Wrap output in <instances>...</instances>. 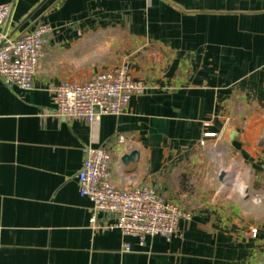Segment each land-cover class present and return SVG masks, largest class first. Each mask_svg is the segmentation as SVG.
I'll list each match as a JSON object with an SVG mask.
<instances>
[{"label":"crops","instance_id":"obj_1","mask_svg":"<svg viewBox=\"0 0 264 264\" xmlns=\"http://www.w3.org/2000/svg\"><path fill=\"white\" fill-rule=\"evenodd\" d=\"M0 3L14 35L40 18L51 27L33 87L0 82V264H264L261 205L253 220L248 198L218 193L213 176L229 152L264 200V0ZM120 64L145 85L120 114H51L49 85ZM85 146L109 151L113 185H154L189 211L169 241L91 225L75 176Z\"/></svg>","mask_w":264,"mask_h":264},{"label":"built area","instance_id":"obj_2","mask_svg":"<svg viewBox=\"0 0 264 264\" xmlns=\"http://www.w3.org/2000/svg\"><path fill=\"white\" fill-rule=\"evenodd\" d=\"M11 13V3H0V82L25 92L33 87L51 27L47 20L40 18L14 35L8 28ZM47 91L54 104L51 114L91 122L100 115L120 114L131 96L144 93L145 85L132 78L128 64H120L94 73L84 82L62 80L51 84ZM123 140L120 135L118 142ZM110 164L107 149L82 148V161L75 176L80 196L91 203V225L118 229L122 235L136 237L140 243L153 236L169 241L177 232L180 220L188 218L189 212L165 199L154 185L134 182L123 187L113 185ZM99 215L111 216L113 221L99 225ZM251 232L255 236L256 229ZM128 247L125 242L123 248Z\"/></svg>","mask_w":264,"mask_h":264},{"label":"rangeland","instance_id":"obj_3","mask_svg":"<svg viewBox=\"0 0 264 264\" xmlns=\"http://www.w3.org/2000/svg\"><path fill=\"white\" fill-rule=\"evenodd\" d=\"M223 151V150H222ZM238 159L236 156H233L231 153L229 152H222L220 155H217L216 160H215V165H216V169H215V173H214V182L216 183V189L218 191V193L223 194V195H245V197L248 198L249 201V210L252 211L254 217L253 220L257 221V214L255 213L257 210V205H261V209L260 213H264V200L261 198V194H255V190L253 188H248L245 189L244 186V191H241L240 189H237L236 186L232 185L231 181H230V175L231 173L237 175L239 177V179L241 180V183L244 185L243 183V178L241 177L240 174V170L238 167ZM221 171H225V177L224 180H220L219 179V175ZM256 185V184H254ZM219 194V195H220ZM261 195V196H260ZM239 206V203H238ZM183 209V208H182ZM185 210V209H184ZM187 211V210H186ZM189 212V211H187ZM250 213V214H252ZM260 221L264 222V217L262 216V218L260 219ZM256 229V233L255 236L252 235L251 230L252 229ZM252 229H250V233L253 237L257 236V228L253 227Z\"/></svg>","mask_w":264,"mask_h":264},{"label":"water","instance_id":"obj_4","mask_svg":"<svg viewBox=\"0 0 264 264\" xmlns=\"http://www.w3.org/2000/svg\"><path fill=\"white\" fill-rule=\"evenodd\" d=\"M94 110L97 111L98 108L95 106ZM234 136V131H230L229 138L232 139ZM138 158V151L132 150L128 153H123L120 157V160L124 166H127L130 162H135ZM225 177V171H221L219 175L220 180H224Z\"/></svg>","mask_w":264,"mask_h":264},{"label":"bare ground","instance_id":"obj_5","mask_svg":"<svg viewBox=\"0 0 264 264\" xmlns=\"http://www.w3.org/2000/svg\"><path fill=\"white\" fill-rule=\"evenodd\" d=\"M230 175V181L232 185L236 186L237 189H240L241 191H244V185L241 183V180L239 177L233 173L229 174Z\"/></svg>","mask_w":264,"mask_h":264}]
</instances>
